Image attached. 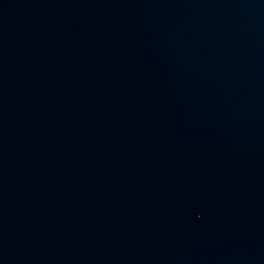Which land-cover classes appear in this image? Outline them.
Returning <instances> with one entry per match:
<instances>
[{
  "label": "water",
  "instance_id": "1",
  "mask_svg": "<svg viewBox=\"0 0 264 264\" xmlns=\"http://www.w3.org/2000/svg\"><path fill=\"white\" fill-rule=\"evenodd\" d=\"M0 264H264V0H0Z\"/></svg>",
  "mask_w": 264,
  "mask_h": 264
}]
</instances>
